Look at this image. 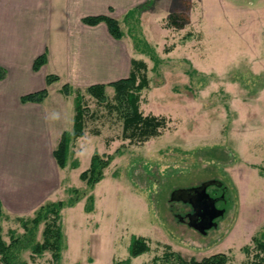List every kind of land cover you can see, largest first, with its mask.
I'll use <instances>...</instances> for the list:
<instances>
[{"label": "rangeland", "instance_id": "1", "mask_svg": "<svg viewBox=\"0 0 264 264\" xmlns=\"http://www.w3.org/2000/svg\"><path fill=\"white\" fill-rule=\"evenodd\" d=\"M263 2L144 0L138 15L126 13L119 26L133 58L145 62L149 83L140 110L164 117L166 127L143 143L130 142L121 137L115 109L72 89L60 108L64 129L71 130L77 93L89 115L83 136L70 142L66 165H51L48 187L44 183L37 194L14 173L7 180L3 174L2 237L6 243L17 239L12 254L19 264H114L129 258L132 235L146 238L150 249L130 257V264H179L167 250L187 260L225 253L224 264H251L258 252L252 237L264 234V41L249 38L248 11ZM255 46L258 57L250 53ZM61 85L51 89V103L63 95ZM105 92L111 102L113 87ZM94 153L111 160L90 187L79 174ZM210 179L223 186L207 191L224 193L217 206L225 210L216 227L202 234L178 221L175 214L189 207L169 197L174 189ZM56 201H63L57 222L64 243L52 263L51 251L32 252L46 219L30 221Z\"/></svg>", "mask_w": 264, "mask_h": 264}, {"label": "crops", "instance_id": "2", "mask_svg": "<svg viewBox=\"0 0 264 264\" xmlns=\"http://www.w3.org/2000/svg\"><path fill=\"white\" fill-rule=\"evenodd\" d=\"M142 3L144 0H0V68L5 70L0 79V187L3 174L7 180L12 173L24 189H35L33 194L44 183L48 187L49 167L57 164L53 150L62 132L68 131L60 108L70 98L62 92V85L67 83L78 91L113 81L118 73L125 77L135 59L125 35L114 38L104 22L90 25L83 18L106 14L120 24L126 13L137 10L138 15ZM227 6L243 9L231 2ZM263 11L264 2L248 11L251 39L264 41ZM42 53L46 62L34 69V59ZM250 53L260 56L257 46ZM48 74L58 79L47 84ZM56 83L62 84L63 95L58 94L51 103ZM43 88L47 95L42 100H21Z\"/></svg>", "mask_w": 264, "mask_h": 264}, {"label": "trees", "instance_id": "3", "mask_svg": "<svg viewBox=\"0 0 264 264\" xmlns=\"http://www.w3.org/2000/svg\"><path fill=\"white\" fill-rule=\"evenodd\" d=\"M131 12V11H130ZM172 21H177V17L171 16ZM83 21L87 24L94 25L100 22H104L114 38H120L122 31L120 29L118 21L106 14L89 15L83 18ZM46 62V55L42 53L34 59L33 68L38 69ZM131 70L126 77H121L116 80L107 83H96L86 87L85 91L95 99L97 103L105 104L110 109H115L121 120L122 130L121 137L123 139H129L130 142L143 143L151 137L159 136L162 130L166 127V120L162 116L154 114H143L140 110L141 91L144 88L149 87L148 79L146 76V64L142 60L132 59ZM5 76V70L0 68V79ZM58 79L57 75L48 74L46 76V83ZM106 86L113 87L114 93L111 97V102L108 101V97L105 92ZM62 92L65 95L70 94L71 89L67 83L62 85ZM47 95V89L43 88L36 92L25 94L21 97L22 101L26 100H42ZM82 96L77 93L74 98V117L73 125L70 131H63L60 140L53 150V156L57 165L63 168L66 165L67 155L70 148V142L72 138H78L83 136L85 127V118L88 114V108L86 105H82L80 100ZM93 112L90 113L92 115ZM111 157L108 155H100L94 153L91 156L89 167L83 170L79 177L84 180L90 187H93L103 177V170L110 163ZM92 197V196H91ZM89 198L92 201V198ZM73 200H70V204ZM63 204V201H56L49 203L46 207L40 209L37 214L31 219L30 222L33 225L38 224L42 219H46V223L42 230V241L34 243L32 245V252L40 254L43 251H51L52 263L59 261L61 249L63 248L64 234L62 232V226L57 218L59 219V210ZM91 204L88 209L91 208ZM45 208V210H43ZM2 216L1 202H0V220ZM20 219V218H19ZM24 222L27 220L20 219ZM27 223H24L26 225ZM252 239L258 249L255 254V259L251 264H264V234L263 238L253 236ZM17 239H11V242L6 243L2 237V229L0 224V264H19L15 260L12 254L13 245ZM168 248V247H167ZM150 246L146 238L142 236H131L129 243L128 252L129 258L136 257L147 251ZM167 257H175L179 264H224L227 260L225 253H214L209 256H205L200 260L190 258L189 260L184 259L178 253L167 250ZM122 259L114 261V264H130V259ZM157 257L153 260L156 261Z\"/></svg>", "mask_w": 264, "mask_h": 264}, {"label": "water", "instance_id": "4", "mask_svg": "<svg viewBox=\"0 0 264 264\" xmlns=\"http://www.w3.org/2000/svg\"><path fill=\"white\" fill-rule=\"evenodd\" d=\"M215 183H219V185H221L220 181L210 179L203 181L197 186L174 189L170 193V201H182L191 204L196 202V204L199 205V209L203 210L204 219L206 221L209 220L210 222H205L204 225H193L199 232H205V230L210 227L216 226L217 223L212 222V220L224 213V209H218L215 206V199L210 197L206 190L208 185Z\"/></svg>", "mask_w": 264, "mask_h": 264}, {"label": "flooded vegetation", "instance_id": "5", "mask_svg": "<svg viewBox=\"0 0 264 264\" xmlns=\"http://www.w3.org/2000/svg\"><path fill=\"white\" fill-rule=\"evenodd\" d=\"M213 180V179H212ZM201 184V183H200ZM211 185H215L216 187H220L222 188L223 186L222 185H219V183H215V184H210L207 186V188ZM206 188V190H207ZM208 192V191H207ZM216 192H214V194H210V197H212L213 199H215V206L218 208V209H224V207H218L217 206V202L218 201H221L223 200L222 202H225L224 201V193L222 192L220 195H216L215 194ZM184 204L188 205L189 207V210L187 212H185L183 215L180 214V213H176V217L178 219L179 222L181 223H186L188 226L196 229L193 225H204L205 222L209 223L210 221H206L204 219V214H203V210L202 209H199V205L196 204V202L194 204H191V203H187V202H183ZM198 209V210H197ZM225 210V209H224ZM198 211V212H197ZM223 215V214H222ZM221 215V216H222ZM221 216H218L216 218H214L212 220V222H215L217 223V218L221 217ZM216 227V226H214ZM210 228H213V227H210ZM209 228V229H210ZM197 230V229H196ZM208 230V229H207ZM207 230H205V232H200L202 234H205L207 232ZM198 231V230H197Z\"/></svg>", "mask_w": 264, "mask_h": 264}]
</instances>
